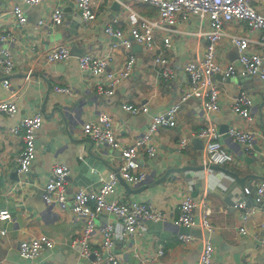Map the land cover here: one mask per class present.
Masks as SVG:
<instances>
[{
	"label": "crops",
	"instance_id": "0c3cea01",
	"mask_svg": "<svg viewBox=\"0 0 264 264\" xmlns=\"http://www.w3.org/2000/svg\"><path fill=\"white\" fill-rule=\"evenodd\" d=\"M96 18L85 21L76 0H45L37 5H27L21 0H0V35L12 32L15 39L1 41L0 49L9 51L14 69L9 76V89L0 80V100L14 98L17 111L0 115V210L7 209L11 219L0 222V264H22L18 254L20 240L46 239L38 257L41 264H91L93 255L82 257L80 244L74 242L83 235L84 222L75 218L70 206L73 192L78 187L98 188L102 181L109 180L117 172L121 157L118 149L110 145L97 144L83 133L85 122L93 121L98 113L111 115L116 137L122 145H128L140 137L151 115L163 112L177 102L189 87L190 78L184 71L187 61L200 57L205 39L202 32L207 29L206 21L193 16L175 26L170 34L162 30L154 32V47L146 48L133 43L130 53L135 58L130 76L121 80L112 95L99 94L96 83L106 84L105 77L94 78L80 69L78 59L84 54L100 57L109 56L107 71L120 69L128 57L122 46L110 49V39L104 26L114 22L116 27L127 32L137 25L142 16L154 17L155 8L143 3L123 5L115 0H90ZM19 5L26 16V23L19 25L12 14V7ZM256 10L264 16V0H253ZM61 7L63 22L53 25L51 11ZM221 40L216 48V61L222 65L232 63L237 68L234 77L214 74V83L219 88L218 111L207 112L198 98H189L179 108L176 125L161 127L153 136L156 153L143 157L141 164L148 179L140 185L128 184L130 189L144 186L137 193L117 180L114 191L106 195L107 201L121 197L130 201L151 202L176 213V207L187 195L205 200L210 210V221L214 231L205 236L198 226L188 232L165 221H144L134 235L121 238L116 235L111 252L119 264H138L144 258L155 264H197L203 240L209 238L213 245L214 264H264V248L260 237L264 233V213L259 211L246 223V234L238 232L242 225L234 207L237 200L247 206L258 204L255 194L257 184L264 180V79L241 72L238 49L229 42V35L247 36L251 39V51L259 52L264 62V32L251 30L248 22L234 19L223 25ZM169 36L168 46L163 38ZM129 38V37H128ZM64 44L70 56L64 61L48 62L46 53L57 45ZM157 46L166 57L174 73L170 79L157 75L152 63ZM157 47V48H156ZM53 86L68 87L70 93L54 91ZM240 90L253 98L252 120L243 119L231 110L233 97ZM146 104L147 113H130L122 104ZM39 112L43 122L35 135V157L30 173H18L16 158L22 147L19 135L11 133V127L22 117ZM214 124L220 134L218 140L229 151L233 159L221 166L239 177L249 174L243 184L229 173L205 167L190 172H170L159 180L168 169L207 165L204 140L196 132ZM248 128L255 133L252 148L244 150L232 140L230 128ZM220 128L224 132H220ZM189 137L185 147L178 142ZM63 164L69 169L65 187L69 207L46 205L43 186L55 165ZM193 173L191 177L187 175ZM119 178V177H118ZM172 217V216H171ZM115 223L113 216L100 215L97 227L104 222ZM191 235L189 242L181 241L178 235ZM100 234L95 228L89 237L92 249L100 248ZM158 244L164 254L154 259ZM106 253V252H105ZM103 253V256L105 255Z\"/></svg>",
	"mask_w": 264,
	"mask_h": 264
},
{
	"label": "built area",
	"instance_id": "2783aa9c",
	"mask_svg": "<svg viewBox=\"0 0 264 264\" xmlns=\"http://www.w3.org/2000/svg\"><path fill=\"white\" fill-rule=\"evenodd\" d=\"M27 5H37L45 0H21ZM124 6L128 3H143L156 9L154 17L142 16L137 25L130 27L127 32L114 26L116 21H112L104 26V33L110 39V49L119 46L128 51V57L123 66L116 71H107L110 57H100L92 54H84L79 57L78 65L80 69L89 72L94 78L105 77L106 84L96 83L99 94L112 95L116 85L123 79L130 76L134 67L135 58L130 53L133 43H138L146 48L154 47V32L162 30L170 34L176 31L178 23L186 21L188 18L196 16L206 21L207 29L203 33L205 45L200 57L189 60L184 65V71L188 74L189 87L182 93L180 99L165 109L163 112L151 115L144 133L133 140L128 145H122L116 137L113 119L111 115L100 112L93 121L85 122L82 126L83 133L97 144H108L114 149H118L121 161L117 172H113L110 179L102 181L96 188L78 187L71 200L70 209L75 218L84 222L83 235L76 241L80 244V255L82 257L94 256L91 264H119L111 252L116 235L121 238L134 235L138 232L144 221H165L169 219L177 227H192L198 225L203 231L211 234L214 226L210 221V210L205 200L194 199L187 195L176 207V213L169 215L162 207L151 202H137L116 197L107 201L106 195L114 191L118 177L131 185H140L147 181L148 176L141 164L143 157H152L156 153L153 144V136L161 127L172 128L176 125V117L180 106L189 98H198L203 109L207 112L218 111L219 88L214 83V74H222L228 78L234 77L237 68L232 63L222 65L216 61V48L221 40L223 25L234 19H243L248 22L251 30L264 32V16L260 14L253 5V0H115ZM76 6L85 21L96 18V13L92 8L90 0H76ZM12 14L17 24L24 25L26 16L19 5L12 7ZM64 13L61 7H53L51 11V21L53 25H60L63 22ZM129 37V38H128ZM12 32H5L0 35L1 41L14 40ZM169 36L163 38V45L168 46ZM264 40L259 43H263ZM229 42L238 49V63L241 72L246 75H257L264 79L263 56L256 51H251V39L247 36L236 34L229 35ZM158 47V48H157ZM157 52L152 63L155 66L157 75L163 79H170L174 73L168 60L157 46ZM70 56L69 49L64 44H60L50 49L46 53L48 62L64 61ZM14 69V62L5 48L0 49V80L5 89L11 87L9 76ZM54 91L59 93H70V88L53 86ZM253 98L243 90H240L233 97L231 110L237 116L252 120L251 107ZM122 108L130 113H147L146 104L124 103ZM17 111L14 98L0 100V115L13 114ZM43 122L39 112L28 114L11 127V133L19 135L22 140V147L16 158L18 173L26 176L30 173L31 165L35 157V135ZM201 137L204 144V152L208 164L222 165L233 159L232 154L227 151L219 142L220 136L216 126L209 123L196 132ZM227 135L244 150H249L255 141L254 131L248 128H230ZM264 137V132L262 133ZM189 137H183L178 142L179 147H185ZM69 174V169L63 164L55 165L52 168L49 178L43 186V200L46 205L56 204L66 209L69 207L67 201L65 178ZM255 194L259 203L247 206L243 201L237 200L234 207L239 213L242 225L238 232L246 234L245 223L259 211L264 213V180L260 181ZM100 215L113 216L115 223L106 221L97 227L96 220ZM172 216V217H171ZM11 219V213L7 209L0 210V222L4 223ZM95 228H98L101 240L100 248L92 249L89 245V237ZM0 235H6V229H0ZM181 241L189 242L191 235H178ZM46 239L34 238L30 240H20L18 254L24 260L22 264H41L38 257L42 252ZM260 243L264 248V233L260 237ZM213 245L209 238L202 242L199 251L197 264H214ZM106 252V253H105ZM103 253L105 255L103 256ZM164 247L158 244L154 259L162 257ZM138 264H155L153 259L144 258ZM243 264H250L244 262Z\"/></svg>",
	"mask_w": 264,
	"mask_h": 264
},
{
	"label": "water",
	"instance_id": "95a60500",
	"mask_svg": "<svg viewBox=\"0 0 264 264\" xmlns=\"http://www.w3.org/2000/svg\"><path fill=\"white\" fill-rule=\"evenodd\" d=\"M220 130V132L221 133H223L224 132V129L223 128H220L219 129ZM205 167H208V168H210V169H214V170H218V171H223V172H226V173H229V174H231L232 176H234L235 177V179H236V181H238L240 184H243L244 183V181H245V179H247L248 177H257V178H261V177H259V176H257V175H254V174H249V175H246V176H243V177H239L236 173H234V172H232V171H227L224 167H222L221 165H214V164H207V165H199V166H189V167H181V168H175V169H168L165 173H164V175L159 179V180H163V179H165L167 176H168V174L170 173V172H174V171H176V172H181V171H183V170H188V171H190V172H195V171H198V170H201V169H203V168H205ZM193 175V173H190V174H188L187 176L188 177H191ZM119 179V181L121 182V183H123L127 188H128V191L129 192H132V193H137V192H139V191H141L142 189H144V186H141V187H139V188H137V189H130L129 187H128V185L126 184V182L121 178V177H119L118 178ZM197 225H194V226H192V227H196ZM192 227H181V229L182 230H184V231H186V232H188L189 230H190V228H192ZM198 227V226H197ZM204 234H206V232L204 231L203 232Z\"/></svg>",
	"mask_w": 264,
	"mask_h": 264
},
{
	"label": "rangeland",
	"instance_id": "374dc122",
	"mask_svg": "<svg viewBox=\"0 0 264 264\" xmlns=\"http://www.w3.org/2000/svg\"><path fill=\"white\" fill-rule=\"evenodd\" d=\"M197 226H198V225H197ZM207 235H209V234L206 232L205 236H207Z\"/></svg>",
	"mask_w": 264,
	"mask_h": 264
}]
</instances>
